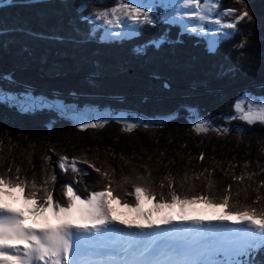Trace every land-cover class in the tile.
Returning <instances> with one entry per match:
<instances>
[{
	"label": "trees",
	"instance_id": "obj_1",
	"mask_svg": "<svg viewBox=\"0 0 264 264\" xmlns=\"http://www.w3.org/2000/svg\"><path fill=\"white\" fill-rule=\"evenodd\" d=\"M217 1L212 17L237 28L221 30L233 35L219 34L213 51L211 33L191 31L198 18L188 26L172 21L171 4L162 0L145 8L138 0H0V175L25 181L37 205L50 192L67 207L70 186L83 200L105 192L131 212L134 188L142 187L151 197L142 196L140 206L170 203L175 192L217 204L228 195L233 212L264 211V123L232 118L244 96L264 98V0ZM122 4L141 7L153 22L141 16L137 23L125 11L113 17L110 10ZM105 10L112 24L97 18ZM243 11L251 19L237 22ZM21 95L142 122H132L131 132L112 118L81 129L54 107L21 108L15 99ZM197 119L210 122L208 131L194 130ZM60 156L94 168L78 162L82 171L61 170ZM228 259L264 264V246Z\"/></svg>",
	"mask_w": 264,
	"mask_h": 264
},
{
	"label": "snow or ice",
	"instance_id": "obj_2",
	"mask_svg": "<svg viewBox=\"0 0 264 264\" xmlns=\"http://www.w3.org/2000/svg\"><path fill=\"white\" fill-rule=\"evenodd\" d=\"M204 2L206 6L209 4V0H204ZM183 3L185 6L194 3L197 11L191 15L200 20L205 19L198 0H183ZM110 11L113 17L118 11H125L137 23L140 22L141 16L144 17V22H153L148 19L146 12H142L141 7L133 8L131 5L122 4L119 8H112ZM227 11L231 13L234 10L228 9ZM108 15V10H105L99 13L97 18H102L105 24H112ZM245 17L251 19L247 11L239 12L234 19L239 22ZM214 23L220 25L221 21L216 19ZM222 28L236 29L237 24H224ZM197 30L195 27L191 29L194 32ZM199 30L203 31V29ZM110 35H120V33H110ZM232 35V32L221 31L220 39H227ZM216 43L217 41L213 42V47L210 50L214 51ZM237 47L242 48L243 43ZM234 107L237 115L232 117L233 119H240L249 125L256 122L264 123V98L259 103H254L251 98L240 99ZM89 127H103V123L81 124V129ZM135 127L137 125L126 123L123 131L131 132ZM194 130L197 133L208 131L207 122L196 123ZM224 131L226 132L227 129ZM200 158L203 159V154ZM78 162L94 168V165L89 164L86 159L78 161V158H73L69 162V158L66 156L59 157L58 166L64 171L70 167L71 171L75 173L82 171L77 167ZM95 171L100 172V169L95 168ZM102 175L107 176V172L102 173ZM52 179L55 180V176ZM234 179H243V177H234ZM26 187V182L20 180L19 177L12 180L0 175V264H239V261L228 258H234L246 254L251 249L264 246V211L258 212L255 208L244 207L233 212L229 208L230 197L228 195H225L222 201L217 204L206 196L180 199L173 192L170 203L160 202L154 207L156 209L171 208L179 204L183 208L185 204L203 202L214 207L228 209L222 219L235 216V222L242 226L235 229L220 228L215 231L209 229L207 233L203 229H198L196 236L191 239L163 236L161 233H156V237L166 242L163 246H157L155 239L142 249L138 244L130 242L121 252L109 255L99 251L103 247L99 243L100 237L104 233L121 230L112 227V219L108 215V208L105 204V192H92L87 199L82 200L80 196L75 194L72 187L67 186L68 205L61 207L59 203L53 201L50 192L46 194L47 199L37 205L33 199L36 192H25ZM32 187L35 188L34 183ZM12 190H18L22 193L25 197V204H30L32 207L23 210L14 209L5 203L4 197L13 196ZM110 191L108 190V194ZM134 192L137 201L136 211L139 212L141 197L150 198L151 194L142 187H135ZM124 206L129 207L128 204ZM52 209L58 210L52 211V216L58 221L56 225H49L47 223L48 218L44 215ZM74 212L78 214L79 218L73 215ZM26 213L33 217L34 224L37 223L38 218L45 226L34 228L25 225V220L28 218ZM141 215L147 217L148 214L141 213ZM172 219L164 217L154 221L148 220L146 225H138L137 227L151 229L154 225L170 224ZM178 219L185 220L186 217L180 215ZM89 222L91 227H89ZM194 222L199 223V221ZM153 235V233L143 232L136 234L137 237H152ZM20 244L24 245L23 249L18 247ZM117 256L120 258H115ZM221 256L224 259H221Z\"/></svg>",
	"mask_w": 264,
	"mask_h": 264
},
{
	"label": "rangeland",
	"instance_id": "obj_3",
	"mask_svg": "<svg viewBox=\"0 0 264 264\" xmlns=\"http://www.w3.org/2000/svg\"><path fill=\"white\" fill-rule=\"evenodd\" d=\"M138 1H139L138 3H140L141 6H143V8H145V6L148 3L154 2V0H138ZM162 2L168 5L171 4L170 7H172V13L169 12L167 14L169 16V19H171L172 21H175L176 19H178L181 22H183L185 26H188L190 21L192 23L194 22L190 20L192 16L191 14L197 11L194 4L185 6L183 3V0H162ZM199 4H200V8L203 10L202 14L205 15V19L204 20L198 19L197 24H194L195 25L194 27L197 28L198 30L203 29L204 33H211L210 48H212L213 42L217 41L220 31L226 29V28H222V25H224L225 23H223V21H221L220 25H217L214 23L216 19H214L212 15L216 7L219 5L217 0H209V4L207 6L205 5L204 0ZM204 22L210 26L202 27ZM125 30L126 29H124L123 31ZM122 36L124 37L125 34H123ZM37 97L39 98H36L33 96L21 95L19 96V98H15V99L17 100L16 103H18V105L23 109H26L25 107H27V104L21 105V103L22 104L29 103L31 104L33 108L36 106H38L39 108L54 107L53 109L57 110L61 115L63 116L65 115L67 118L72 120L75 124L79 125L80 127H81V124L83 123L93 124V122H100L103 120L106 121L108 120V118H112L115 121L123 122V123L142 122V120L138 119L136 116H131V115L127 116L126 114L124 115L122 113L114 114L112 113V111H109V110L108 111H97L95 109L93 110L90 108H86V109L84 108L81 110V109L75 108L74 106H70V107L64 106L62 105L60 101H56L54 104H52V103L46 102L45 100H41L42 99L40 98L41 96H37ZM248 98H251V100L254 103H259L262 99V98L254 99V97L247 96V95L244 96L242 99L247 100ZM38 103L40 104L35 105ZM201 121L207 122L208 128L211 127L210 122L204 119H197L195 124ZM13 199H18L17 193L15 192L13 196L11 197H8V196L4 197V200L6 201H12ZM105 204H106V207L108 208V215L112 219V227H114L117 230H121V231L104 233L100 237V241H99V243L103 245H109L112 242L113 243L116 242L115 245L120 246L121 244H123L124 232L126 231L128 232V234L135 235V237H137L136 234L138 233H141V232L153 233L155 230L161 231L164 236L177 235L178 233L182 232V233L187 234L186 237L188 239H191L192 237L196 235V228L197 230L203 229L204 231H206L209 228H213L216 230L220 228H227L226 227L227 225H225L224 221L219 220L220 219L219 214L220 212H222V210L215 209L212 207L211 204H206L203 202H200L194 205L185 204L183 208H181L179 204H176L171 208H162V209H156L154 207V204L148 203L149 205L142 204L140 206L139 212L138 211L130 212L129 210H124L120 208L119 206H117L116 203L113 202L107 196L105 199ZM184 210H185V213H184ZM141 213H147L149 216H151L150 214H152L153 217H150V218L143 217L144 215H141ZM202 214L206 215L207 217L206 218L203 217ZM44 215L47 216L48 218L47 223L49 225H56L58 223V221L55 220V218L52 216V213L46 212L44 213ZM73 215L76 218H79L77 213L74 212ZM180 215H184L186 219L185 220L178 219ZM209 216L216 218L217 221L215 219L213 220L209 219L208 218ZM164 217L173 218L172 222L175 225L174 228H172L171 226H166L165 228H161L160 227L161 224L154 225V227L151 229L147 227H144L143 229H141L140 227H137L138 225H140L139 221L140 220L143 221L145 218L151 219L154 221V220L162 219ZM233 220L234 219L229 218L226 221V224H228L230 229L240 228L242 226L241 224L236 223ZM194 221H199V223H195ZM29 226H32L34 228H39L45 225H43V222L39 221V219L37 218V223L34 224L32 222V224H30ZM89 227H91L90 223H89ZM84 235H87V234H84ZM138 238L141 239L142 237H138ZM136 244H138L139 246L141 245V243H136ZM18 247L19 248L22 247L21 249H23L24 245L20 244L18 245Z\"/></svg>",
	"mask_w": 264,
	"mask_h": 264
},
{
	"label": "bare ground",
	"instance_id": "obj_4",
	"mask_svg": "<svg viewBox=\"0 0 264 264\" xmlns=\"http://www.w3.org/2000/svg\"><path fill=\"white\" fill-rule=\"evenodd\" d=\"M179 238H184L185 239V235L181 232V233H179V236H178Z\"/></svg>",
	"mask_w": 264,
	"mask_h": 264
}]
</instances>
